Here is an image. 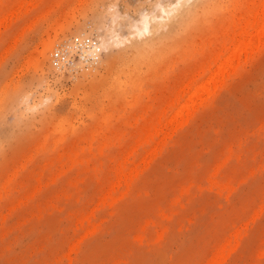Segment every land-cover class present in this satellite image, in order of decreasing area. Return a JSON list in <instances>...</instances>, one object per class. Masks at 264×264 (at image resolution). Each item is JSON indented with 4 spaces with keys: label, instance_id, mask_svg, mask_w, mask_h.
Segmentation results:
<instances>
[{
    "label": "rangeland",
    "instance_id": "374dc122",
    "mask_svg": "<svg viewBox=\"0 0 264 264\" xmlns=\"http://www.w3.org/2000/svg\"><path fill=\"white\" fill-rule=\"evenodd\" d=\"M159 1L0 0V264H264V40L189 102L264 0Z\"/></svg>",
    "mask_w": 264,
    "mask_h": 264
},
{
    "label": "bare ground",
    "instance_id": "6f19581e",
    "mask_svg": "<svg viewBox=\"0 0 264 264\" xmlns=\"http://www.w3.org/2000/svg\"><path fill=\"white\" fill-rule=\"evenodd\" d=\"M191 1H193V0H175L172 3L169 2L166 4L162 3L160 1L157 2L156 3V9H157L156 11L141 13L138 16V18L131 20V21H133V24H132L133 30H132L131 34H134L133 36H136L138 39L145 38L147 35L151 34L153 29L155 30L158 28L161 29V28L165 27L168 24V22L171 20V18L173 17L174 13H176L178 11V9H180V7L183 6V4L188 3V2L190 3ZM193 6H194V4H193ZM186 10H187V8H186ZM181 14H183V13H181ZM185 14H187V13H185ZM190 15H192V14H190ZM247 28H249V27L248 26L247 27L241 26L238 28L239 37H237L235 39V41L233 42V47L229 50V53H227L228 55L227 54L225 55L226 57L222 61L223 63L221 62L222 63V64L220 63L221 66L218 65L219 67L210 73L209 77H207L208 79L206 80V82L199 84L195 89H193L194 91L189 96L190 97L189 102L194 97L195 98L196 97L201 98V97H199V95H202L201 91H203V93H204L207 90V88L209 87L210 82H213V85H214L213 80H215V78H217V76L219 74L221 75L222 71H224V68L227 67L228 65L230 66V64L234 60H236V58L239 59L238 56L241 54L242 51H245L249 48H253V47L257 46L259 43L263 42V40H264V9L262 10V12L259 15L256 16V19L254 20L253 25H251V27H250L251 30L247 31L248 30ZM147 37H149V36H147ZM112 40L114 42L119 40V36L117 33L112 36ZM111 43H112V41H111ZM99 47H100V44H99ZM237 62H238V60H237ZM231 69H233L232 66H231ZM225 70H226V68H225ZM217 80H219V79H217ZM207 93H210V91L208 90ZM189 102H184L186 104L182 103V105L176 111L177 116H180V117L182 116L181 114H182L183 110H186L187 107H189V105H190Z\"/></svg>",
    "mask_w": 264,
    "mask_h": 264
},
{
    "label": "built area",
    "instance_id": "2783aa9c",
    "mask_svg": "<svg viewBox=\"0 0 264 264\" xmlns=\"http://www.w3.org/2000/svg\"><path fill=\"white\" fill-rule=\"evenodd\" d=\"M98 42L89 37H74L55 48L52 54L53 64L57 69L94 67L101 54Z\"/></svg>",
    "mask_w": 264,
    "mask_h": 264
}]
</instances>
